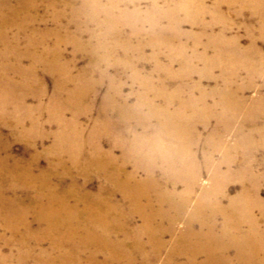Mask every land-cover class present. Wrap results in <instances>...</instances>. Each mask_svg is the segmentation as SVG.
I'll use <instances>...</instances> for the list:
<instances>
[{
  "label": "bare ground",
  "instance_id": "obj_1",
  "mask_svg": "<svg viewBox=\"0 0 264 264\" xmlns=\"http://www.w3.org/2000/svg\"><path fill=\"white\" fill-rule=\"evenodd\" d=\"M137 1L0 0V264H264V0H213L210 10L163 0L167 25L160 12L147 31L136 25L146 38L131 47L118 38L140 16ZM224 3L245 16L246 46L195 23L221 18ZM179 11L207 36L201 51L199 37L189 50L169 33ZM146 47L153 69L143 74ZM78 52L87 63L74 72ZM125 71L139 84L132 102L115 79ZM95 105L87 129L80 118ZM3 128L28 158L12 154Z\"/></svg>",
  "mask_w": 264,
  "mask_h": 264
},
{
  "label": "rangeland",
  "instance_id": "obj_2",
  "mask_svg": "<svg viewBox=\"0 0 264 264\" xmlns=\"http://www.w3.org/2000/svg\"><path fill=\"white\" fill-rule=\"evenodd\" d=\"M176 1H180V0H175L173 2L176 3ZM155 3L157 5L156 10H150V8H149V0H138L136 5H137V7L139 9V12L141 13V14H138V15H140V16H138V18L131 17V15L129 13H131L133 11V9H132L131 6L127 7L126 12L128 13L129 17H131L132 19H131V21H129L128 23H126L124 26L121 27V35L118 38L120 43L127 42L131 47H135L137 45L138 41H142L146 37H139V36H144L143 34L137 36L136 34H134V31H132V29L136 25L137 26L140 25V27L143 28L144 32L147 31L150 28L151 21L154 18L157 17L159 12H160L159 16H161V17L159 18L160 20L158 22V25H161V26H166L167 25L169 20L163 14H164L165 10H167L170 7V4L168 5L167 2H165L163 0H156ZM203 3L205 5V7L210 10L212 8V5H213L214 2H213V0H203ZM221 7H220V10L222 12V13H220L222 15L221 18L220 17L215 18V17H213L212 14H209L208 12H206L203 16H201V21L200 22H195V23H200V24L201 23H207V24L211 23V25H210L211 28H209V31L215 33L214 35H216L221 30H224L226 32V37L230 38L232 36H236L237 35V36H239V44L241 46H246L247 38H246L245 33H244V26L241 23L242 19H245V16L242 17V18H238V17H235V15H231V13H228V12H230V7L228 6L227 3L222 4ZM233 10H234V8L232 7V11ZM162 11H164V12H162ZM147 12H148V14H147ZM175 15L177 17L176 26L173 29H169V33L178 32L182 36L181 37L182 40L184 42H186L189 50L192 48L191 45H193L196 42L195 40L199 37V42H197L198 43L197 49H199L200 46H201V48L198 50V51H201L202 46H204L206 41H207V36H205V35L200 36L199 35V33H200L199 25L195 24L191 19L185 17L181 11L175 12ZM137 20H138V22H137ZM212 20H213V22H212ZM132 21H136V23L132 22ZM229 22H231V23H229ZM92 27L93 26H90V28H92ZM71 30H74V28H71ZM82 39L86 40L87 39L86 35L83 34V38ZM258 42H259L258 43L259 47L264 51V40L263 41H258ZM114 43H115V41L112 43L111 47L113 48V50L115 52V55L122 57L121 54L124 52L123 49H122V46L118 45L119 47L117 48V45L114 46ZM72 50H73V48L71 47L70 44H66L65 45L64 51H65V55L67 57H69V53H71ZM130 52H131V54H129V56L131 58L132 57L135 58L137 56V53H135L133 50H131ZM101 54H103V53H101ZM150 54H151V49L149 47H146L145 49H143L144 60H143V57H142L140 59L141 61H136L137 68H139V70H141V72L143 74H146L147 72L149 73L153 69V62H151L149 60H146V58H148V56H150ZM188 54H190V51H188ZM209 55H210V53H209ZM162 58L164 59V56H162ZM162 58H161V60L163 61ZM86 63H87V56L82 55L81 53L78 52L77 53V65H76V68H75L74 72H76L79 67L84 66ZM197 67H199V71H201L200 67H202V65H198ZM114 68H115V66L109 68V73L111 75H114V73L118 72V70H117L118 68H115V69ZM177 68H178V66L175 64L174 65V70L177 69ZM213 74L215 76H216V74L218 75V69L214 68ZM94 76L96 77V75H94ZM128 76H129V72L125 71L122 77L116 76L115 79H117L116 82L119 81L118 79H120L122 81V83H123V93L124 94H129L130 102H132L133 98H134L133 97L134 96L133 95V91L137 90L139 88V84L136 83V82H131ZM242 77H243V75H242ZM243 80H240V83H244ZM105 84L106 83L104 81L102 82V84H100L99 87L101 89V92L105 88V86H106ZM204 84L211 85L212 82L208 81V82H204ZM45 85H46L45 87L47 89V93L51 94L50 91L52 89V79L50 77H48V76L45 77ZM254 94H255V92L253 90H250V91L246 92L245 95L250 97V96H253ZM28 100H29V103H32V101L30 99H28ZM97 115H98V105H95L91 109V111L88 113L87 116H83V117L81 116L80 122L85 128L89 129L90 125H91V121L93 119H95L96 117H98ZM86 124H87V126H85ZM3 130H4L5 134L8 133L7 132V128H3ZM206 133H207L206 131H204L201 128H199V133L198 134L200 136V139H202V141H203V138L206 136ZM6 136H7L6 141L10 144V148H11L12 154L15 155V156L23 155L25 158H28L29 154L32 151L28 147V145L26 143L16 141L12 137H8V134H6ZM227 139L229 140V142H231V139H232L231 134H229L227 136ZM45 141L47 142L45 145H48L49 142H50V139H47ZM202 148H205V146H203V144L199 145L197 147L198 152H201V150H203ZM37 150H40V147L37 148ZM115 152L118 155V151H115ZM216 157H218V155H216ZM44 159L45 158H41L39 160V165L41 167L45 166V164L47 162V159H45V160ZM238 160L239 161L241 160L240 156H239ZM207 175H208V172H205V173H202L201 177H200L201 183L203 182L205 185H207V181H208V176ZM94 184H96V182H93L90 185L91 189H94ZM237 186H238L237 182H229L228 183L229 195H233L234 194V192L238 189ZM261 188L262 189L259 190V198L264 200V184L261 185ZM196 195H197V192H196ZM31 221H32V219H31ZM152 264H159V260L158 261H153Z\"/></svg>",
  "mask_w": 264,
  "mask_h": 264
}]
</instances>
